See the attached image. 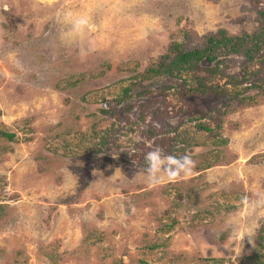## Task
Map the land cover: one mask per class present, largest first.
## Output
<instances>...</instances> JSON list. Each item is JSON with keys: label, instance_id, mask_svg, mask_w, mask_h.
I'll return each mask as SVG.
<instances>
[{"label": "rangeland", "instance_id": "rangeland-1", "mask_svg": "<svg viewBox=\"0 0 264 264\" xmlns=\"http://www.w3.org/2000/svg\"><path fill=\"white\" fill-rule=\"evenodd\" d=\"M257 10L264 0H0V132L14 136L0 135V264L262 257L264 208L241 198L264 193V51L220 55L215 75L143 76L184 33L197 47L220 29L255 32ZM69 12L89 27L74 34ZM194 74L226 93L194 94ZM154 147L202 171L152 185Z\"/></svg>", "mask_w": 264, "mask_h": 264}, {"label": "trees", "instance_id": "trees-1", "mask_svg": "<svg viewBox=\"0 0 264 264\" xmlns=\"http://www.w3.org/2000/svg\"><path fill=\"white\" fill-rule=\"evenodd\" d=\"M256 22L258 28L251 34L242 32L234 35L230 34L225 29H220L212 35L204 36L201 45L197 47H190L184 43L187 42V39L191 38V36L195 35L193 34L194 32L190 31L189 35L184 33L183 38L185 41L183 43H170L164 53L148 63L143 72V76L146 79L159 78L162 76L175 77L176 75H180L181 72H199L201 71V68L212 74L214 72L215 75L218 73H216L217 67L220 64H223V60L218 59V56L220 55H242L247 64L253 63L261 58V53L264 51V11L257 10ZM205 63L214 64L215 69L208 68L209 65L208 67H205L203 65ZM192 77L197 83V87L193 90V93L198 96H205L212 93H220L222 95L223 93H226L225 90H219L217 87L205 86L204 81L196 74ZM259 89H261L260 86ZM253 104L254 100H250L249 102H244L242 105L243 107H250ZM201 130L210 131V128L202 127ZM0 135L11 140L14 138L13 135L4 132H0ZM195 170L198 172L202 171L197 167H195ZM159 225L161 231L169 229V226L161 225V223H159ZM257 240L259 241V245L256 250L264 251V222L261 223ZM262 257H264V252ZM262 257H260L259 254H254L236 258V260L241 264L245 260L254 259L260 261Z\"/></svg>", "mask_w": 264, "mask_h": 264}, {"label": "clouds", "instance_id": "clouds-1", "mask_svg": "<svg viewBox=\"0 0 264 264\" xmlns=\"http://www.w3.org/2000/svg\"><path fill=\"white\" fill-rule=\"evenodd\" d=\"M70 18L71 30L74 34L82 33L89 27V20L86 16H75L69 12L66 14ZM144 172L147 180L152 185H158L166 177L169 182H176L182 176H191L196 167V161L191 155H173L167 154L160 147H154L144 156ZM242 206L250 211L255 212L257 209L264 208V193H255L254 197L244 196L241 198ZM255 232L252 229H242L236 237L243 242L248 237L250 243H254Z\"/></svg>", "mask_w": 264, "mask_h": 264}]
</instances>
